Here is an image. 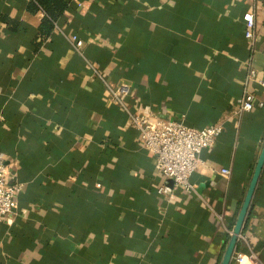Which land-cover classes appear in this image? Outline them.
Masks as SVG:
<instances>
[{"label": "crops", "instance_id": "obj_1", "mask_svg": "<svg viewBox=\"0 0 264 264\" xmlns=\"http://www.w3.org/2000/svg\"><path fill=\"white\" fill-rule=\"evenodd\" d=\"M65 1L43 40L34 0H0V152L23 184L0 264H220L264 143V86L245 80L249 65L264 79V0ZM88 61L138 113L223 126L195 192L158 194L154 155ZM246 87L256 103L234 115ZM235 254L264 264V168Z\"/></svg>", "mask_w": 264, "mask_h": 264}, {"label": "built area", "instance_id": "obj_2", "mask_svg": "<svg viewBox=\"0 0 264 264\" xmlns=\"http://www.w3.org/2000/svg\"><path fill=\"white\" fill-rule=\"evenodd\" d=\"M246 25L245 37L254 39L255 14L247 11L243 14ZM70 41L80 54H83L85 41L78 35H72ZM93 75L104 85L111 102L117 104L127 115V124L137 128L140 132V142L143 147L155 157V169L157 173L167 180L157 190L160 196H171L174 189L182 188L188 192L196 190L190 178L194 172L202 168L204 161L201 154L204 150L214 146L217 138L223 131V126L218 123L210 124L202 128L192 127L183 120L157 118L151 119L145 114L133 110L126 102L125 97L131 87L126 83H115L102 71L88 61ZM246 82L258 80L264 86V79L259 80L257 70L249 65L247 67ZM256 103V94L246 87L243 94L237 99L234 115L240 116L250 111ZM263 106L262 101H257ZM229 169H222V173L228 174ZM13 174L9 163L3 153L0 152V223L10 220L17 207V199L22 191L23 184L13 181ZM171 182L172 184L168 183ZM98 182L96 187L100 188ZM218 220L223 216L216 214ZM238 263H244L245 256L234 255ZM251 261H258L255 253L249 255ZM248 258V259H249Z\"/></svg>", "mask_w": 264, "mask_h": 264}, {"label": "water", "instance_id": "obj_3", "mask_svg": "<svg viewBox=\"0 0 264 264\" xmlns=\"http://www.w3.org/2000/svg\"><path fill=\"white\" fill-rule=\"evenodd\" d=\"M263 168H264V143L260 151V154L258 156V159L256 161V165L252 173L250 183L248 185L243 203L238 212L233 230L231 232L230 238L224 250L220 264H231Z\"/></svg>", "mask_w": 264, "mask_h": 264}, {"label": "trees", "instance_id": "obj_4", "mask_svg": "<svg viewBox=\"0 0 264 264\" xmlns=\"http://www.w3.org/2000/svg\"><path fill=\"white\" fill-rule=\"evenodd\" d=\"M38 6L46 12L39 27V32L43 40H45L52 33L54 21L64 11L67 3L65 0H34V2L29 5V8L35 10Z\"/></svg>", "mask_w": 264, "mask_h": 264}]
</instances>
